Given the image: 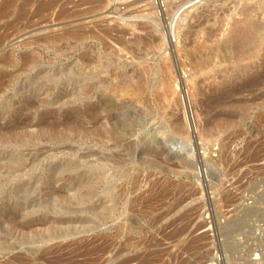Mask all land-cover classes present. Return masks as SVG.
I'll return each mask as SVG.
<instances>
[{"label": "rangeland", "instance_id": "rangeland-1", "mask_svg": "<svg viewBox=\"0 0 264 264\" xmlns=\"http://www.w3.org/2000/svg\"><path fill=\"white\" fill-rule=\"evenodd\" d=\"M9 1L0 264H264V0Z\"/></svg>", "mask_w": 264, "mask_h": 264}, {"label": "bare ground", "instance_id": "bare-ground-1", "mask_svg": "<svg viewBox=\"0 0 264 264\" xmlns=\"http://www.w3.org/2000/svg\"><path fill=\"white\" fill-rule=\"evenodd\" d=\"M33 1V0H32ZM57 1V0H56ZM118 1V0H117ZM2 2V1H1ZM11 4L12 3H15V0H10L9 1ZM38 2V1H37ZM36 2V3H37ZM58 2V1H57ZM6 3H7V1H6ZM26 3V2H25ZM46 3H48V0H47V2ZM164 3V2H163ZM24 4V3H23ZM52 5L51 6H53V3H51ZM46 5V4H45ZM47 5H50V4H47ZM8 6V5H7ZM23 7H24V5H22ZM40 6H42V4L41 5H39V7ZM44 6V5H43ZM50 7V6H49ZM21 8V7H20ZM42 8H47L46 6L45 7H40V8H38V9H41L42 10ZM65 8V7H64ZM22 9V8H21ZM46 10V9H45ZM3 11V10H2ZM99 11V10H98ZM39 12V11H38ZM37 12V13H38ZM5 13H6V11H5ZM19 13V12H18ZM85 13V12H84ZM33 14V13H32ZM18 15V14H17ZM36 15V14H35ZM61 15V14H60ZM23 16H26V15H23ZM74 16H75V14H74ZM80 17V16H79ZM4 18V17H3ZM32 18V17H31ZM75 18V17H74ZM55 22V21H54ZM65 23V22H64ZM176 23L174 22V25H175ZM30 25V24H29ZM87 25V24H86ZM174 25H173V27H174ZM17 26V25H16ZM27 26V25H26ZM37 27V26H36ZM170 27L172 28V24L170 25ZM7 28V27H6ZM29 29V28H28ZM170 29V28H169ZM60 30H61V28H60ZM65 31V30H64ZM170 31V30H169ZM67 32V31H66ZM83 32H84V30H83ZM12 33V32H11ZM61 33H64V32H62L61 31ZM167 33H168V31H167ZM5 34H6V32H5ZM10 35V34H9ZM47 36H49V35H47ZM46 36V37H47ZM9 37V36H8ZM71 37V34L70 33H64V34H62L61 36H59V37H52V38H49V39H47V40H45V42H47L48 44H54L55 42H57V41H60V40H67V39H69ZM16 38V37H15ZM42 38V37H41ZM24 39V38H23ZM29 39V38H28ZM33 39V38H32ZM167 42H168V45H170V44H172V40H171V37H170V34H168V36H167ZM2 43V42H1ZM35 43V42H34ZM15 47V46H14ZM57 48V47H56ZM59 48V47H58ZM6 54H7V52H6ZM95 56V55H94ZM1 57H3V56H1ZM20 57V56H19ZM35 58V57H34ZM6 59H7V55H5L4 56V61H6ZM24 60V59H23ZM7 62H9L8 60H7ZM23 62V61H22ZM36 63H37V57L35 58V59H28L27 61H26V63H23L24 65H25V67L26 68H33L35 65H36ZM23 67V66H22ZM183 80V79H182ZM2 84V83H1ZM0 84V85H1ZM2 86V85H1ZM179 89H180V91L182 92V93H184V87H182V86H179ZM186 91H187V94H189L188 93V90L187 89H185ZM53 98L50 100L51 102H53ZM35 102V101H34ZM33 102V103H34ZM32 104V103H31ZM36 106H37V104H36ZM91 115V114H90ZM94 115V114H93ZM74 117V116H73ZM76 117V116H75ZM188 118H189V121H190V125H191V129H192V124H191V119H190V116H189V114H188ZM25 119H27V118H25ZM80 119V118H79ZM93 119V118H92ZM83 121V120H82ZM67 122H69V121H67ZM22 123V122H21ZM68 124V123H67ZM47 126V125H46ZM84 126V125H83ZM193 132V131H192ZM8 135V134H7ZM11 137V136H10ZM12 162V161H11ZM13 162H14V160H13ZM23 162V161H22ZM13 165H17V167H15V170L17 171L21 166H23L24 167V164H22V163H18L17 161H16V163L15 164H13ZM65 167H67V171H70V172H75L76 171V169H77V165L76 164H73V163H69V164H66L65 165ZM11 168V167H10ZM13 168V167H12ZM12 168H11V170H12ZM58 168V167H57ZM56 168V169H57ZM14 169V168H13ZM56 169H52L51 171H54V170H56ZM79 175H82V174H79ZM96 176L98 177L99 176V173H97L96 174ZM257 212V211H256ZM264 217V216H263ZM239 224V223H238Z\"/></svg>", "mask_w": 264, "mask_h": 264}]
</instances>
